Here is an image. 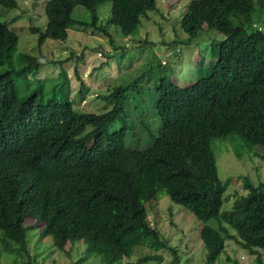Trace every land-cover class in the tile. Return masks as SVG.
<instances>
[{
    "label": "trees",
    "instance_id": "1",
    "mask_svg": "<svg viewBox=\"0 0 264 264\" xmlns=\"http://www.w3.org/2000/svg\"><path fill=\"white\" fill-rule=\"evenodd\" d=\"M104 1L47 0L44 29L29 31L38 34L40 43L45 38L63 42L68 29L90 27L111 42L106 26L123 38L132 36L140 20L156 9V0H109L108 17L97 26V9ZM76 6L88 12L89 22L72 19ZM17 7L15 0H0V10ZM260 8L264 0L187 3L179 19L187 42L213 30L231 42V56L227 63L218 57L189 86L178 87L164 76L154 84L151 114L160 127L153 134L136 117L134 123L145 133L139 150L129 147L138 134L126 118V87L99 95L108 107L92 113L77 109L87 92L81 79L76 101L44 98L42 86L30 84L27 95L20 96L14 77L33 65L30 56H24L26 64L16 72H1L0 252L12 264H33L26 231L35 227L36 242L49 237L65 257L74 244L84 247L71 264L90 255L111 264L121 252L131 256L137 250L144 252L131 264H178L176 250L147 221L145 205L164 192L198 220L216 223L199 230L205 264L215 263L227 240L252 257V264H264V193L244 179L245 194L223 209L226 185L209 147L210 139L236 135L247 147L264 149V33L253 22ZM16 43V35L0 21V53ZM64 77L57 89L66 97Z\"/></svg>",
    "mask_w": 264,
    "mask_h": 264
},
{
    "label": "rangeland",
    "instance_id": "2",
    "mask_svg": "<svg viewBox=\"0 0 264 264\" xmlns=\"http://www.w3.org/2000/svg\"><path fill=\"white\" fill-rule=\"evenodd\" d=\"M15 1L18 6L16 10H0V21L17 37L15 47L0 53V73L9 69L16 72L26 64L24 56L32 57L36 68L32 65L25 73L13 76L20 96L27 95V84H30L32 87L42 86L44 98L54 96L76 101L81 79L87 92L84 100L77 104V109L95 113L108 107L99 101V95L123 86L127 88L126 96L129 99L126 118L132 124L136 122V117H141L153 134L160 127L158 119L151 114V105L155 104L154 84L164 76L178 87L189 86L203 77L218 57L227 63L232 52L231 42L213 30L201 31L187 42L186 35L179 28V19L191 0H156L155 11L148 12L147 18L140 20L136 32L126 38L115 27L108 25L106 31L111 42L105 34L83 27L80 30L68 29L63 42L45 38L41 43L38 42V34L31 33L29 29H44L43 7L47 0ZM97 14V26H103L109 14V0L100 4ZM72 19L81 23L90 20L88 12L79 6L73 8ZM253 22L264 33V8L254 14ZM75 73L78 79L74 77ZM64 75L66 83H69L66 97L57 89ZM133 105L134 109H131ZM133 128L138 134V141L132 145L130 143L129 147L139 150L142 147L140 140L145 133L136 123ZM209 147L218 178L226 185L223 209L229 208L235 198L245 194L244 179L254 187L259 186L260 192L264 193V160L259 157L260 154L264 156L263 148L247 147L236 135L210 139ZM145 207L148 224L176 250L178 264H205L199 230L203 224L215 228L214 220H198L187 209L172 203L164 192H159L155 202ZM37 235L38 229L35 227L26 231L27 249L34 260L33 264H71L83 255L84 247L81 244L71 246L69 256L65 257L53 248L49 237L36 242ZM142 252L144 250H137L131 256L121 252L111 264H131ZM162 256L165 262L170 261L167 252H162ZM252 259L238 244L227 240L214 264H252ZM15 262L18 264L17 260ZM12 263L11 257L0 252V264ZM81 264L102 262L99 257L90 255Z\"/></svg>",
    "mask_w": 264,
    "mask_h": 264
}]
</instances>
